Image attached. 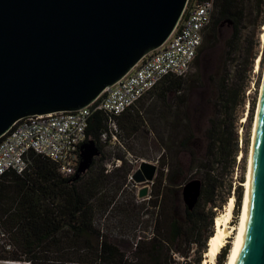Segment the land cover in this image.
Wrapping results in <instances>:
<instances>
[{
	"label": "trees",
	"instance_id": "obj_1",
	"mask_svg": "<svg viewBox=\"0 0 264 264\" xmlns=\"http://www.w3.org/2000/svg\"><path fill=\"white\" fill-rule=\"evenodd\" d=\"M243 5L244 0H214L212 20L204 31L202 44L191 67V70L195 68V72H189L185 77H167L148 93L160 96L164 113L161 119L168 128L165 127L169 136L168 143L165 144L167 154L163 158L161 156V160L158 159L160 172L152 165L141 164L144 176L150 177V180L155 174L158 176V187L152 197L157 200L159 197L161 204L156 205V200L152 203L154 207L158 206L163 224L159 223L154 237L138 242L134 255L138 262L127 260L108 234L100 229L97 217L112 211L121 203L117 199L118 193L126 185L132 170L125 155L128 153L127 141L132 137L142 138L146 131L140 109L144 106L146 96L117 116L102 110L93 112L86 128L85 141L95 142L99 156L96 157L97 160L94 158L91 166L79 177L76 178L75 174L61 175L53 161L35 153H30V163L22 174L10 171L1 177L0 226L8 233L11 248L0 249L1 261L28 264H173L169 257L171 247L177 243L195 241L200 244L197 259L200 264L201 254L206 251L207 240L213 233L215 215L211 208L221 206L216 198L222 185L218 183L213 165L216 161L231 160L233 166L235 162L238 138L232 113L237 106L244 104L245 88L240 93L237 92L228 84V78L223 75L225 71L221 75L220 68L216 70L215 76L209 77L212 94L208 100L211 114L205 130L206 150L202 157L189 152L190 163L186 168L179 158L180 151L179 154L175 151L178 147L182 151L186 150L184 148L190 140L183 130L176 135L185 116L181 110L184 100L177 93L189 90L199 83L198 61L215 44L216 34L222 23L230 24L233 37L239 33L244 20ZM228 47L230 44L227 43ZM174 95L178 100L179 112L173 115L172 121V116L165 113V103L167 97ZM254 106L255 99L250 102L247 118L249 128ZM117 160L120 161L119 164ZM109 162L113 166L110 170L106 166ZM193 169L202 178L199 200L205 197L211 206L207 217L209 232L202 240L197 239L205 220L197 212L199 200L193 210L185 207L183 215L179 217L175 208L171 212L170 206L163 199L164 193L174 185H181L186 179L185 174ZM165 170L166 174L163 173ZM163 175L164 185L161 183ZM226 193H230V188ZM234 193V215L237 216L242 201V188L238 186ZM227 200H223L222 204ZM122 209L127 214L128 210ZM228 250L229 243H226L218 254L219 264L225 263Z\"/></svg>",
	"mask_w": 264,
	"mask_h": 264
},
{
	"label": "water",
	"instance_id": "obj_2",
	"mask_svg": "<svg viewBox=\"0 0 264 264\" xmlns=\"http://www.w3.org/2000/svg\"><path fill=\"white\" fill-rule=\"evenodd\" d=\"M187 1L0 0V138L24 117L90 105L167 40ZM98 156L94 141L83 142L75 177ZM141 168L136 183L150 180ZM201 186L193 179L182 187L190 211ZM146 194L143 188L138 196ZM229 264H264V80Z\"/></svg>",
	"mask_w": 264,
	"mask_h": 264
},
{
	"label": "rangeland",
	"instance_id": "obj_3",
	"mask_svg": "<svg viewBox=\"0 0 264 264\" xmlns=\"http://www.w3.org/2000/svg\"><path fill=\"white\" fill-rule=\"evenodd\" d=\"M243 7L244 20L240 26L239 33L233 37L230 24L222 23L216 34L215 44L208 48L198 61L199 72L197 74L200 78L199 83H196L189 90L177 93V95L184 100V105L181 110L185 116L182 120V127L176 132V135L183 130L185 135H187V138H190V140L184 148L187 151H182L179 147L175 149V151L178 152V154L180 151L179 158L186 168L190 163L189 154L191 153L189 152H192V154L194 153L197 157H202L206 150L205 130L208 126V119L211 114L208 100L212 94V86L209 77L215 76L216 70L220 68L221 75L225 71L223 75L228 78V84L233 86L237 92L240 93V90L243 87L245 88L244 104L237 106L232 113V120H234V128L236 129L238 138V149L235 162L233 166H231V160L216 161L217 163L215 162L213 165L214 173L218 183L222 185V188L216 198L217 203H221V206L219 208L212 206L211 212L214 215L221 212L226 204H222L223 200H227L232 196L234 198L231 217V223L233 225L237 224L239 217V213L237 216L234 215V192L235 188L238 186H240L243 191L242 184L246 178L251 130L264 69V39H262V36H264V0H244ZM227 43L230 44V47L228 48ZM257 63L258 68H256ZM194 72L195 68H192L190 74ZM253 99H255V106L249 128L247 118L249 115L250 102ZM166 100L165 113L172 116L170 117V120L174 121L173 115L179 112V107L177 106L178 100L175 95L173 97H167ZM161 102L160 96L157 93H153L146 96L143 102L144 106L141 108L139 107L141 109V116L145 121L146 131L142 138L137 139L136 137H132L127 141L128 153L125 155L127 160H129L128 162L132 165V170L126 185H124L118 193L119 198L117 199L121 203L112 211L97 217L100 229L102 228V230L108 234L110 240L121 249L126 255L127 260L131 262L136 260L134 255L137 252V248L133 250L134 243L139 239L140 242L141 240L146 241L148 237H154L157 226L159 223L160 225L162 223L160 220L159 208L158 206L154 207V203H152L153 200H156V205L161 204V199L159 197L158 200L152 197L155 188L158 187V176L156 177L155 174L153 178L154 180L145 181L143 182V185H136L132 180L133 173L141 168L142 163L152 165L154 168L158 169V172H160L158 159L161 156L163 158V156L167 154L165 144L168 143L169 133L167 134V127L162 123L161 118L164 113L162 112L163 105ZM246 140H248L247 144ZM167 159L168 157H166V161H168ZM95 160L97 159L95 158ZM142 160L145 162H142ZM106 166L108 170L113 167L111 162L106 163ZM163 173L166 174L167 170L163 171ZM185 175V181L181 185L170 187L169 190L164 193L163 198L164 203L167 206H170L171 212L172 208H175V212L179 217L183 215V211L186 207L182 198L183 185L193 179L200 180L202 184L201 176H198L194 169L193 171H188ZM164 177L165 176L163 175L161 180L162 185L165 184ZM143 188L147 189V195L139 197L138 193ZM228 188H230L229 194L226 193ZM210 207L211 206L205 197L199 200L197 212L201 214L205 220L203 222V230L197 239L202 240V238L209 232L207 217ZM122 208L128 210L127 214L122 212ZM152 233L154 234L153 236ZM227 243H229L230 248L232 237L227 239ZM199 246L200 244L195 241L191 243H177L173 245L169 251L170 260L173 264H198ZM176 250H179V252H182L185 255L182 256ZM204 258V253H202L200 264H203ZM136 261L138 262V260ZM219 262L220 260L217 255L214 264H219ZM0 264L25 263H8L0 260Z\"/></svg>",
	"mask_w": 264,
	"mask_h": 264
},
{
	"label": "built area",
	"instance_id": "obj_4",
	"mask_svg": "<svg viewBox=\"0 0 264 264\" xmlns=\"http://www.w3.org/2000/svg\"><path fill=\"white\" fill-rule=\"evenodd\" d=\"M214 10V0H188L167 40L142 57L90 105L74 111L27 116L17 121L0 138V179L10 171L22 174L30 163V153L49 158L63 176L75 174L79 147L85 142L86 128L93 112L102 110L112 116L120 115L165 78L185 77L191 70ZM139 240L134 243L133 250ZM0 249H11L8 233L1 226Z\"/></svg>",
	"mask_w": 264,
	"mask_h": 264
},
{
	"label": "bare ground",
	"instance_id": "obj_5",
	"mask_svg": "<svg viewBox=\"0 0 264 264\" xmlns=\"http://www.w3.org/2000/svg\"><path fill=\"white\" fill-rule=\"evenodd\" d=\"M262 39H264V36H262ZM256 68H258V63L256 65ZM264 80V69H263V77L262 82L259 89V96H258V102L255 109V117L253 119V125L251 130V139L249 144V152H248V162H247V171H246V178L243 182V195H242V201L240 206V212L238 217V222L236 225H233L231 223V217H232V209L234 204V198L230 196L224 205V208L221 212L217 213L215 217L213 218V233L208 238L206 243V251L204 252V261L203 264H214L215 259L220 252V250L226 245L227 239L232 237V243L229 248L225 264H229L230 258L232 256L236 238L241 222L242 217V210H243V203H244V196H245V189H246V182H247V175H248V169H249V162H250V155H251V148H252V142H253V135H254V128H255V122H256V116H257V110H258V104L260 99V93L262 89V84ZM142 162H145L142 160ZM136 184V183H135ZM140 184V183H137Z\"/></svg>",
	"mask_w": 264,
	"mask_h": 264
}]
</instances>
